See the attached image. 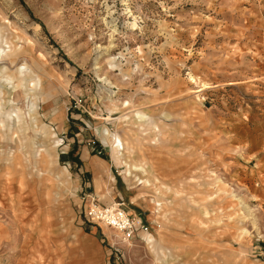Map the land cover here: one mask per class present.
<instances>
[{"label":"rangeland","instance_id":"obj_1","mask_svg":"<svg viewBox=\"0 0 264 264\" xmlns=\"http://www.w3.org/2000/svg\"><path fill=\"white\" fill-rule=\"evenodd\" d=\"M0 264H264V0H0Z\"/></svg>","mask_w":264,"mask_h":264},{"label":"bare ground","instance_id":"obj_2","mask_svg":"<svg viewBox=\"0 0 264 264\" xmlns=\"http://www.w3.org/2000/svg\"><path fill=\"white\" fill-rule=\"evenodd\" d=\"M33 32L35 33V30ZM132 123L133 124H130L128 127L134 125L135 128L138 130V133L140 134L139 140H136V141L141 142L143 145H146L145 143H147L149 147H154L156 142H157V138L163 137L162 128L166 127L163 124L162 125L156 124L155 122H152L149 119H147L146 117L140 116L139 114H135V117H134ZM143 130H148L149 132H151L152 139L147 141L146 139L142 138L141 131L143 132ZM105 136H106V139L109 141L110 146H111L113 161L115 162V164L118 165L119 168H124L123 177L125 180H128V178L130 177V175L132 173H139V174L144 173L142 166H138V165L131 163L132 161L135 160V158H137L136 155H138L137 153L134 152V149H136L135 144L137 143L135 141V139H129V141H122V139L118 135H111V134H108L107 132L105 133ZM43 152H45V151H43ZM91 165L95 166L93 163ZM100 166L103 169V167H106V164L101 163ZM95 183H98V181H95ZM152 188H154V187H152ZM159 207H160V205L158 203H154L153 208H159ZM154 212H155V210H154ZM102 226L105 227L104 225H102ZM151 239H152L151 236H149V235L145 236L146 242L150 245L152 244Z\"/></svg>","mask_w":264,"mask_h":264},{"label":"built area","instance_id":"obj_3","mask_svg":"<svg viewBox=\"0 0 264 264\" xmlns=\"http://www.w3.org/2000/svg\"><path fill=\"white\" fill-rule=\"evenodd\" d=\"M87 221L102 224L119 233L124 240H132L139 234H146L147 226L138 217L127 215L120 205L99 207L96 200L91 199L84 210Z\"/></svg>","mask_w":264,"mask_h":264},{"label":"crops","instance_id":"obj_4","mask_svg":"<svg viewBox=\"0 0 264 264\" xmlns=\"http://www.w3.org/2000/svg\"><path fill=\"white\" fill-rule=\"evenodd\" d=\"M92 166V165H91ZM99 171V170H98ZM101 171H102V169H101ZM262 253H260V255H261Z\"/></svg>","mask_w":264,"mask_h":264}]
</instances>
